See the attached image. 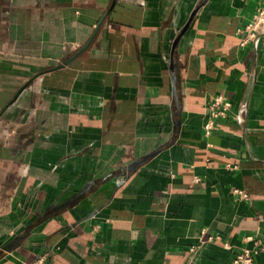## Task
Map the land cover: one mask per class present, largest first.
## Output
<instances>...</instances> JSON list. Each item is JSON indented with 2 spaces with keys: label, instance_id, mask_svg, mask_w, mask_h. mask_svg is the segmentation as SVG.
<instances>
[{
  "label": "crops",
  "instance_id": "obj_1",
  "mask_svg": "<svg viewBox=\"0 0 264 264\" xmlns=\"http://www.w3.org/2000/svg\"><path fill=\"white\" fill-rule=\"evenodd\" d=\"M262 2L0 0V264H264Z\"/></svg>",
  "mask_w": 264,
  "mask_h": 264
},
{
  "label": "built area",
  "instance_id": "obj_2",
  "mask_svg": "<svg viewBox=\"0 0 264 264\" xmlns=\"http://www.w3.org/2000/svg\"><path fill=\"white\" fill-rule=\"evenodd\" d=\"M240 35L239 42L242 47L253 46L258 48L262 38L264 37V2L258 4L255 7V12L252 19L243 28L238 30ZM233 118L236 121H241L240 112H236L233 109L231 100L226 99L222 95H218L212 98L207 106V120L204 125L206 135H210L219 125L218 123L223 120ZM242 197H248L245 191L237 190ZM249 239H253L249 237ZM258 247L249 248L242 247L235 254V264H252L255 255L259 252ZM42 260L36 264H40Z\"/></svg>",
  "mask_w": 264,
  "mask_h": 264
},
{
  "label": "water",
  "instance_id": "obj_3",
  "mask_svg": "<svg viewBox=\"0 0 264 264\" xmlns=\"http://www.w3.org/2000/svg\"><path fill=\"white\" fill-rule=\"evenodd\" d=\"M87 46H88V44H87ZM87 46H86V47H87ZM86 47H85V48H86ZM85 48H84V49H85ZM66 63L68 64L69 61H67ZM21 91H22V90H20V91L16 94L15 98L10 102V104H11V103H12V102L18 97V95L20 94Z\"/></svg>",
  "mask_w": 264,
  "mask_h": 264
}]
</instances>
